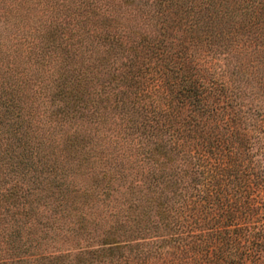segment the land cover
<instances>
[{"label": "trees", "instance_id": "obj_1", "mask_svg": "<svg viewBox=\"0 0 264 264\" xmlns=\"http://www.w3.org/2000/svg\"><path fill=\"white\" fill-rule=\"evenodd\" d=\"M0 264H264V0H0Z\"/></svg>", "mask_w": 264, "mask_h": 264}]
</instances>
